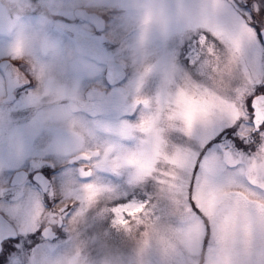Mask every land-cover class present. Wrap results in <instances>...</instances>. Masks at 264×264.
I'll return each instance as SVG.
<instances>
[{"label":"rangeland","instance_id":"374dc122","mask_svg":"<svg viewBox=\"0 0 264 264\" xmlns=\"http://www.w3.org/2000/svg\"><path fill=\"white\" fill-rule=\"evenodd\" d=\"M141 2L81 0L76 4L74 0H62L52 12L46 31L62 48L67 46L81 53L87 67L65 58L55 79L34 76L27 64L13 59L6 51L12 33L0 28V62L9 58L6 67L26 86L27 70L36 82L34 87L21 89L13 103L7 101L8 118L0 120V209L25 233L46 223L49 189L46 195L41 194V188L31 179L36 172L45 177L49 174L51 189L63 194L52 207L59 211L69 205L73 208L63 239L34 250L32 261L22 252L8 257L5 264H67L70 259H75L76 264H184L187 259L179 252L166 256L155 243L142 250L132 232L113 223L111 212L116 204L148 202L162 225L178 224L171 196L153 177H138L134 166H113L110 162L143 146L146 136L135 126L155 111L158 94H174L185 77L203 82L197 67L199 31L178 15L179 5H199L202 0H168L170 18L166 26L153 28L139 44L135 20L141 12ZM76 8L104 15L107 28L96 30L92 23L75 16ZM38 11L33 9L30 16L34 18ZM76 33L83 36L80 42L75 41ZM32 54L48 58L38 48ZM108 59L119 61L127 70L126 77L117 84L109 85L105 80ZM145 67H150L146 74ZM245 67L260 81L254 87H264V45L259 35L245 45L238 76L242 80ZM0 78H4L1 73ZM69 86L81 99H85L83 92L89 86L106 87L107 92L90 108L83 107L75 113L72 126L45 121L42 113L46 96L54 93L61 101H68ZM138 98L150 103L145 105ZM248 103L250 106V97ZM125 125L134 130L121 134ZM159 126L167 150L178 148L192 153L194 159L209 158L218 179L232 173L225 153L244 161L256 150V145L250 143L256 140L251 134L247 136V147L237 133L221 135L236 127L226 119H217L207 128L197 123L190 135L185 134L180 122L162 121ZM83 153H89L90 159L85 160ZM18 168L27 171V178L21 185L11 186L9 178ZM85 184L100 189L91 202L84 200ZM28 216L30 220L25 221Z\"/></svg>","mask_w":264,"mask_h":264},{"label":"snow or ice","instance_id":"6c2138e0","mask_svg":"<svg viewBox=\"0 0 264 264\" xmlns=\"http://www.w3.org/2000/svg\"><path fill=\"white\" fill-rule=\"evenodd\" d=\"M201 8L211 24L199 36V49L212 41L239 67L245 45L258 35L264 37V0H202ZM243 71V85L224 99L188 77L175 94H158L155 111L135 126L146 136L143 146L110 162L134 166L138 177H153L175 204L176 225H162L148 202L112 206L115 225L130 231L135 222L145 228L142 250L155 243L166 256L184 254V264H196L203 249L210 264H264V87H254L260 81L246 67ZM138 102L150 103L142 98ZM217 119L236 125L221 135L237 133L246 143L249 134L258 138L255 152L244 161L225 153L232 173L223 179L217 178L209 158L194 159L192 153L178 148L167 150L159 126L162 121L180 122L190 135L195 124L207 128ZM249 128L256 131L249 133ZM133 130L125 125L120 131L126 135ZM99 191L85 184L84 200L93 201Z\"/></svg>","mask_w":264,"mask_h":264},{"label":"clouds","instance_id":"9594fccd","mask_svg":"<svg viewBox=\"0 0 264 264\" xmlns=\"http://www.w3.org/2000/svg\"><path fill=\"white\" fill-rule=\"evenodd\" d=\"M80 2L81 0H74L76 4ZM83 2L87 3L89 0H83ZM61 4L62 0H0V28L12 33V38L6 45V51L13 59L27 64L34 76L55 79L64 66L65 58L75 59L82 66L87 67V62L81 53L67 46L62 48L59 42L46 31L52 12ZM138 6L141 12L135 20V26L139 32L138 43L143 44L145 36L153 28L162 29L166 26L170 18L168 0H142ZM36 8L39 11L33 18L30 13ZM178 15L185 24L197 29L200 35L207 32L211 24L201 4L187 6L181 4L178 7ZM34 48H38L41 53H46L48 58L34 56L32 54ZM197 67L206 90L221 99L231 96L237 87L243 85V80L238 78L239 67L233 57L212 41H208L200 49ZM145 69L150 70V67ZM8 83L6 77L0 78V120L8 118L6 111ZM68 92L71 97L68 101H61L54 93L46 96L45 111L42 113L45 121L50 119L69 126L74 124V115L84 107L86 99L79 98L71 86ZM82 155L85 160L90 159L89 153ZM144 230V227H137L135 222H132L130 232L133 233L135 242L139 246L142 243ZM208 235L211 236V231ZM67 264H76L75 259L68 260ZM196 264H210L207 249L201 251Z\"/></svg>","mask_w":264,"mask_h":264},{"label":"flooded vegetation","instance_id":"af4514ba","mask_svg":"<svg viewBox=\"0 0 264 264\" xmlns=\"http://www.w3.org/2000/svg\"><path fill=\"white\" fill-rule=\"evenodd\" d=\"M5 69H9V68L6 67ZM11 71H12V69L10 70V76L16 77V80H14L15 87L12 89V95H10L11 98L8 99L7 101L10 103H13L19 97L18 93L21 89H24L26 87H28V88L34 87V84L36 85V82H35L34 77L31 75V73L28 70H27V75L29 78H28V82H27L28 85L27 86H26L24 81L18 80L17 76L14 75L13 72H11ZM0 73L3 75L4 78L6 77L8 79V77L5 73V70H0ZM87 88H92L95 90H100V89L105 88L106 92H107L106 87L93 88L92 86H89ZM85 90L83 92L84 97H85ZM7 93H8V85H7ZM85 99H86V102L90 103V105L88 107V108H90V106L92 105V102L99 101L103 98H88L87 99L85 97ZM237 140H238V138H237ZM257 140H258V138H256L255 141H251L250 143L252 145H256ZM243 144L246 147L248 146V143H243ZM48 165H50V164H48ZM18 169H20V168H18ZM13 172H12V174H13ZM12 174H11V176H12ZM11 176H10V178H11ZM32 177H33V175L31 176V179L41 188V190H42L41 194L46 195L47 190H43L41 185L39 183H37ZM46 177L48 179L47 189H49V199L50 200H49V202H47V205H48V207H46L47 221L44 225H42V226L38 225L31 232L25 233L22 229H20V227L15 225V223L7 216V214H5L0 209V224H2L3 220H5V221H7V223H9V224H6V225H9V226H6V230L0 228V264L1 263L5 264V260H9L8 257H11L13 254H18V253H22V252L25 254V257L30 258L32 261V256H33L34 250L37 252L39 250V248L45 246V244H54L55 242L63 239V237L66 236V230L64 229V227L67 225V223L69 221V215L72 214L73 208L69 205V206H65L64 209L59 211L58 208H54L51 206V205H55V203L57 201H59L61 197H63V194L59 193L58 191H55L53 188L51 189V185L53 187L52 178L49 174L46 175ZM10 178H9V184H10ZM22 183L15 184V185L10 184V185L11 186H18V185H21ZM30 218H31V216H28V219L25 221H29ZM10 227H12L11 230H10ZM45 227H50V232H52L53 237H44L43 230ZM12 234H14V236Z\"/></svg>","mask_w":264,"mask_h":264},{"label":"water","instance_id":"95a60500","mask_svg":"<svg viewBox=\"0 0 264 264\" xmlns=\"http://www.w3.org/2000/svg\"><path fill=\"white\" fill-rule=\"evenodd\" d=\"M75 16L76 17H81L83 19L88 20L90 23L93 24L96 30L103 29V18L95 13L92 12H87L84 8H76L75 9ZM83 39L82 34L77 33L75 35V41L80 42ZM261 41L264 45V37H261ZM8 63L7 59H3L0 62V70H5V73L8 77V93H7V100L11 98L10 95H12V89L15 87L14 80H16V77H11L10 76V70L5 69L6 65ZM126 75V71L122 64L114 59H108L106 66H105V80L107 81L108 84H116L120 82L122 79H124ZM263 86H264V81H263ZM106 95V90L101 89V90H95L92 88H87L85 91V97L88 98H104ZM90 105L89 102H86L84 107L88 108ZM256 130L253 128L252 132H255ZM27 176V172L24 169H17L13 172L11 179H10V184L15 185L22 183ZM37 183H39L42 187L43 190H46L47 184H48V179L41 173V172H36L33 174L32 177ZM2 221V220H1ZM9 224L7 221L3 220L2 224H0V228L6 230V225ZM12 227H10V230ZM44 237H53L52 232H50V227H45L44 230ZM14 236V234H12Z\"/></svg>","mask_w":264,"mask_h":264},{"label":"bare ground","instance_id":"6f19581e","mask_svg":"<svg viewBox=\"0 0 264 264\" xmlns=\"http://www.w3.org/2000/svg\"><path fill=\"white\" fill-rule=\"evenodd\" d=\"M34 86H35V84H34Z\"/></svg>","mask_w":264,"mask_h":264}]
</instances>
